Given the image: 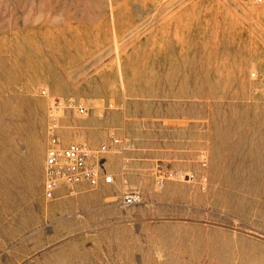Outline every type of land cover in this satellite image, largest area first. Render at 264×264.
Segmentation results:
<instances>
[{"label": "rangeland", "instance_id": "1", "mask_svg": "<svg viewBox=\"0 0 264 264\" xmlns=\"http://www.w3.org/2000/svg\"><path fill=\"white\" fill-rule=\"evenodd\" d=\"M52 98L112 186L41 198ZM0 264H264V0H0Z\"/></svg>", "mask_w": 264, "mask_h": 264}, {"label": "built area", "instance_id": "2", "mask_svg": "<svg viewBox=\"0 0 264 264\" xmlns=\"http://www.w3.org/2000/svg\"><path fill=\"white\" fill-rule=\"evenodd\" d=\"M64 113L82 117L87 114V110L71 99L61 101L52 98L49 102L44 128L41 180V198L45 201L52 200L60 188L84 185L96 189L112 186L114 177L105 168V155L123 157L130 148L128 142L114 131L107 133L106 142L93 148L83 143L60 141L56 132L60 117ZM201 166L203 167L204 163ZM164 176L171 177V173L158 174L155 177V184L161 185ZM137 199L135 194L123 195L120 198V205L122 207L133 205Z\"/></svg>", "mask_w": 264, "mask_h": 264}, {"label": "crops", "instance_id": "3", "mask_svg": "<svg viewBox=\"0 0 264 264\" xmlns=\"http://www.w3.org/2000/svg\"><path fill=\"white\" fill-rule=\"evenodd\" d=\"M109 169V168H108ZM111 170H113V169H111Z\"/></svg>", "mask_w": 264, "mask_h": 264}]
</instances>
